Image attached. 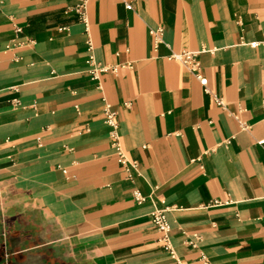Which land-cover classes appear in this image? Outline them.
I'll return each mask as SVG.
<instances>
[{
    "label": "crops",
    "instance_id": "crops-1",
    "mask_svg": "<svg viewBox=\"0 0 264 264\" xmlns=\"http://www.w3.org/2000/svg\"><path fill=\"white\" fill-rule=\"evenodd\" d=\"M82 1L0 0L3 264H170L156 209L168 210L184 264H264V0H88L95 59L118 67L99 80L85 27L67 12ZM15 42L25 44L6 50ZM182 50L205 51L201 73L226 110L168 60ZM106 103L138 163L132 181ZM194 234L197 248L186 244Z\"/></svg>",
    "mask_w": 264,
    "mask_h": 264
},
{
    "label": "built area",
    "instance_id": "built-area-1",
    "mask_svg": "<svg viewBox=\"0 0 264 264\" xmlns=\"http://www.w3.org/2000/svg\"><path fill=\"white\" fill-rule=\"evenodd\" d=\"M87 1L83 0L82 3L79 5L67 9V12H74L78 18L79 21L83 24L85 27V32L87 34V46H88V52H89V58H88V66H89V74L92 78V80H99L100 76L103 74H106L108 72L116 73L118 70V67H107L103 66L97 63L95 56H94V46L92 43V39L89 35V20L87 17ZM125 6L128 10L133 9L132 3H125ZM15 33L21 34L22 29L15 27ZM163 33L164 29L162 27H159L157 29H151L149 31V34L151 35L153 39L154 47L157 48L160 44L163 43ZM30 44H33L34 41H29ZM25 43L22 42H15L12 45H9L6 47V50H11L14 48L22 47ZM259 44L258 43H251L250 46L253 48H256ZM205 52V51H202ZM202 52H192L187 50H182L179 52L171 51V54L168 57V60L176 61L180 63L184 68H186L200 83V85L203 87L204 91L207 94H210L214 100V102L221 107L222 109L226 110L225 104L223 100L218 97L217 95H213L210 93V91L207 88V79L202 75L201 73V64L198 59L199 55ZM122 68H132L131 64L122 66ZM100 88V86H99ZM13 105L15 107L20 106V102L18 100L13 101ZM231 116L238 122L239 127L241 130L245 131L249 127L245 124L239 121L238 117L236 115ZM103 120L105 124L109 127V137H110V144L112 149L115 151V155L117 157L118 163L120 164L121 168L125 171L127 175V179L132 181L133 180V174L137 172L138 170V163L136 161H131L128 159L125 150L123 148L122 142H121V136L119 133V123L117 121V113L114 112L111 108V105L106 103L104 111H103ZM229 143V142H227ZM259 144H263V142H259ZM133 200L138 204L141 205L147 201V197H145L139 190L133 191ZM216 205H219V203H215ZM227 204V203H226ZM167 209L160 210L156 209L151 213V220L155 228L160 234V244L161 247L167 252V254L170 257L171 263L170 264H184L183 261L178 257L172 243H171V226L167 218ZM201 241V237L198 234H194L186 241V244L192 248H197L199 242ZM202 262L204 264L207 263V259L205 256H202Z\"/></svg>",
    "mask_w": 264,
    "mask_h": 264
},
{
    "label": "rangeland",
    "instance_id": "rangeland-1",
    "mask_svg": "<svg viewBox=\"0 0 264 264\" xmlns=\"http://www.w3.org/2000/svg\"><path fill=\"white\" fill-rule=\"evenodd\" d=\"M2 253H1V250H0V264H3V262H4V258L2 257Z\"/></svg>",
    "mask_w": 264,
    "mask_h": 264
}]
</instances>
